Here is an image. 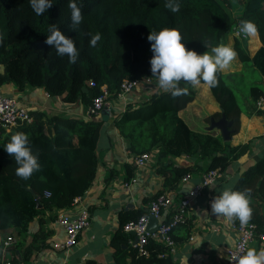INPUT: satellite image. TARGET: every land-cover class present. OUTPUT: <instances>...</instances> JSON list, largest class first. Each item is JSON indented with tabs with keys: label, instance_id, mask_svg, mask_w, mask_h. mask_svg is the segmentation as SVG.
Listing matches in <instances>:
<instances>
[{
	"label": "trees",
	"instance_id": "trees-1",
	"mask_svg": "<svg viewBox=\"0 0 264 264\" xmlns=\"http://www.w3.org/2000/svg\"><path fill=\"white\" fill-rule=\"evenodd\" d=\"M226 1L178 0L180 10L173 13L164 7L166 0H51L52 7L37 15L29 0H0V65L4 66L0 71V87L11 84L18 90L40 89L59 98L64 105L87 107L101 94L102 86H106L114 99L124 80L148 77L156 81L149 63L153 55L147 40L150 32L176 28L186 48L203 54L221 42L228 45L226 38L232 29L242 20L252 21L258 29L259 47L254 53H248L242 42L231 36V47L238 53L236 65L232 63L228 70L220 71L219 85L209 89L220 110L232 122V137L239 132L240 117L247 114L248 108L250 115L262 114L256 103L264 97V0H235L242 7L236 21L227 11ZM70 2L80 7L83 16L75 31L71 28ZM53 24L73 39L79 52L76 63H70L66 55H58L55 47L45 44L50 35L49 26ZM96 33L102 38L92 47L91 36ZM254 70L260 73L261 82L250 83L248 94L240 102L235 93L236 82ZM90 82L95 83L94 88L89 86ZM179 86L187 87L188 95L173 97L164 91L153 94L147 102L128 104L114 123L118 134L128 142L132 155L150 154L155 150L156 171L166 177L164 186L168 190H175L183 177L199 169L198 165L175 166L171 163L173 158L196 156L208 161L206 172L216 169L224 172L249 149V145L230 147L220 135L191 130L179 113L194 101L196 92L184 82ZM30 115L32 123L0 134V232L6 233L15 227L19 236L26 232L29 222L40 221L46 211L69 208L74 198L83 196L95 179L99 163L96 146L101 121L47 117L37 111ZM220 117L221 112L206 120L217 121ZM18 131L29 136V146L41 165V170L28 180L15 175L14 157L4 151L11 135ZM127 170L131 168L127 166ZM245 189L251 193L250 222L255 224L257 232H262L264 153L241 174L234 186V190ZM145 214L144 209L119 214L120 228L110 243L114 264H171L169 259L158 258L165 249L154 241L146 247L147 258L139 257L136 250L127 247L128 240L134 236L125 233L123 226ZM176 227L185 228L182 224ZM40 236L36 234L33 238ZM43 246L42 243L37 248ZM31 248L30 245L27 248L28 256L32 254Z\"/></svg>",
	"mask_w": 264,
	"mask_h": 264
},
{
	"label": "crops",
	"instance_id": "crops-1",
	"mask_svg": "<svg viewBox=\"0 0 264 264\" xmlns=\"http://www.w3.org/2000/svg\"><path fill=\"white\" fill-rule=\"evenodd\" d=\"M0 89L3 94L14 98L18 106L25 108L29 114L37 111L47 117L58 115L64 118L87 119L86 107L64 105L59 98L49 96L43 90L28 88L18 90L11 84H4ZM194 90L196 92L194 101L179 113V117L193 131L220 135L217 130H206L210 126V121H206V125L202 127H195L188 122L192 116L199 118L201 115V110L198 109L199 105L204 106L201 90L206 91L211 100L215 101L206 84L194 87ZM161 91L157 81H153L151 85H142L123 99H111L108 106L103 109L105 112L102 111L98 117L92 119L102 122L96 146L99 163L92 185L82 196L81 205L89 213L90 224L80 235L77 244L69 251L55 249L54 245L66 238L56 218L60 213H67L71 217L77 216L81 205L52 209L46 211L40 221L36 219L29 222L26 232L20 236L15 227L6 233L0 232L2 239L11 236L14 240L12 245L4 249L0 264L6 261H10L11 264H87V262L114 264L110 243L120 228L121 212L137 209H144L147 212L151 198L158 192L172 195L180 201L183 196L201 184L208 161L196 156L182 155L173 158L171 163L181 168L198 165L199 169L189 173L187 181H183L182 178L175 190L165 188L166 177L156 171V158L153 156L155 150L150 153V161L145 166L135 167L132 163L133 155L128 150V142L118 134L114 125L128 104L147 102L153 94ZM203 109L206 113L202 114H206L207 118L221 112L218 104H211ZM262 121L263 116L241 115L239 132L233 135L228 143L230 147L249 145L248 151L234 160L214 184L203 188L200 195L191 200L185 223L182 224L187 229L174 228L171 237L176 241L172 239L174 241L172 248L169 249L161 242L154 241L165 249L163 254L158 255L159 259H169L171 264H179L182 255H189L187 264H225L227 250L234 245L235 233L230 228L231 224H226L222 218L218 219L212 214L211 201L223 186L234 187L241 174L263 155ZM127 166L131 168L130 171L127 170ZM132 179H136V183L124 188L123 183H128ZM36 234H41L40 238L34 239L33 236ZM130 241L132 240H128L127 247L132 249ZM42 243L44 246L37 248ZM29 245L33 248L32 254L28 256ZM249 247H254L257 251L264 250V243L256 241ZM127 259L129 261V258Z\"/></svg>",
	"mask_w": 264,
	"mask_h": 264
},
{
	"label": "clouds",
	"instance_id": "clouds-1",
	"mask_svg": "<svg viewBox=\"0 0 264 264\" xmlns=\"http://www.w3.org/2000/svg\"><path fill=\"white\" fill-rule=\"evenodd\" d=\"M29 2L37 15H43L52 7L51 0H29ZM68 7L71 10V28L75 31L83 20L81 9L75 2H70ZM164 7L175 13L180 10L181 5L178 0H166ZM49 32L45 44L55 47L58 55H66L70 63H76L79 52L73 39L63 34L54 24L49 26ZM237 34L255 37L258 29L254 22L242 20ZM101 38L100 33L92 35L90 46L95 47ZM147 40L151 43L153 53L149 62L152 76L156 78L158 87L164 92H170L173 97L188 95L189 89L181 88L179 86L181 82L192 87H197L202 82L209 89L217 87L218 73L228 70L238 58L236 50L222 42L203 54L189 50L182 42V35L176 28L164 27L159 31H152ZM3 70L4 66L0 65V71ZM4 151L14 157L17 165L15 175L18 178L28 180L41 170L38 155L33 154L26 133L18 131L12 134L10 141L4 146ZM210 207L212 214L218 219L222 218L226 224L238 220L241 228L248 227L253 217L250 190H234L232 185L223 186L219 194L212 199ZM246 234L249 238L252 236L251 232ZM188 257L189 255H182L179 264H187ZM233 261L235 264H264V250L257 251L256 248L249 247L243 254L233 256Z\"/></svg>",
	"mask_w": 264,
	"mask_h": 264
},
{
	"label": "built area",
	"instance_id": "built-area-1",
	"mask_svg": "<svg viewBox=\"0 0 264 264\" xmlns=\"http://www.w3.org/2000/svg\"><path fill=\"white\" fill-rule=\"evenodd\" d=\"M239 24L236 25L231 32V36L242 41L247 38L243 34H237L239 31ZM152 79L143 77L135 80H124L120 85V91L116 98H124L131 94L142 85H151ZM91 88L95 87L94 82H90ZM111 100V94L106 89V86L101 87V94L95 97L91 104L85 109V116L87 119L98 117L100 113L106 108ZM258 111L264 113V97H261L257 103ZM262 121V128L264 130V114ZM33 117L29 112L18 106L16 100L2 93L0 89V134L9 133L12 129L32 123ZM264 135V132H263ZM132 163L135 167L141 168L150 161V154L133 155ZM221 171L211 170L203 175L202 182L199 186L193 188L186 196H183L180 201H177L172 195L161 194L153 199L147 208L145 215L140 216L137 220L129 221L123 226V231L127 234L134 233V239L130 241L132 249L136 250L139 257L147 258L149 251L147 245L152 241H159L167 248L174 246V241L171 238V231L177 225L185 223L188 206L192 199L200 195L203 188L214 184L220 177ZM190 175L183 177V181H187ZM136 179L130 180L128 183H123L124 188H129L131 184H135ZM82 196L73 199L70 207L81 205ZM78 215L75 217L69 216L67 213H60L56 222L65 232V240L54 245L55 249L60 248L65 251L72 249L78 242L80 235L89 227L90 218L87 209L82 205L79 209ZM149 216H153L158 221V227L155 232H148L147 227L149 223ZM254 223L249 224L246 228H241L239 222L232 223L230 228L235 233L234 245L227 250L225 264H235L233 256L243 254L250 245L256 241L264 243V231L257 232ZM251 232L252 236L249 238L246 233ZM14 242L11 236L2 239L0 237V257L5 248H8ZM2 264H11L10 261Z\"/></svg>",
	"mask_w": 264,
	"mask_h": 264
},
{
	"label": "rangeland",
	"instance_id": "rangeland-1",
	"mask_svg": "<svg viewBox=\"0 0 264 264\" xmlns=\"http://www.w3.org/2000/svg\"><path fill=\"white\" fill-rule=\"evenodd\" d=\"M226 8H227V11L229 12V14L231 15V17L236 21V18L240 15V12H241V9H242L241 4H239L235 0H227L226 1ZM229 37L226 38V41L228 42V46H231L232 37H231V35H229ZM241 42H242L243 47L245 48V50L248 53H254L255 50L259 47V41H258L257 35L255 37H247V38L243 39ZM233 63L235 64L236 61H234ZM253 82H256V83H260L261 82V76H260V73L257 70H254L251 73H249L247 75V77H245V75H244L243 77L238 78V80L236 82L235 93H236L237 99L239 101H240V99H242L241 98L242 96L248 94V88H249L248 85L250 83H253ZM201 94H203V97L201 96V99H202V103H203L204 106L202 107V105L201 106L199 105V107H198V109L201 110L200 117L196 118V117L192 116V118L188 119V122L191 125H194L195 127L196 126L197 127H202L203 125H206V121L207 120H205V118H207V117H206V114H202V113H206L203 108H207L211 104H213V105L217 104L215 101L213 102V100H211V98L208 96V93L206 91L204 92V90H201ZM246 112H247L246 115H250V114H248V112H251V109L248 108L246 110ZM263 114L264 113L262 112V114H260V115L262 116ZM252 115L258 116L255 113L251 114L250 116H252Z\"/></svg>",
	"mask_w": 264,
	"mask_h": 264
},
{
	"label": "water",
	"instance_id": "water-1",
	"mask_svg": "<svg viewBox=\"0 0 264 264\" xmlns=\"http://www.w3.org/2000/svg\"><path fill=\"white\" fill-rule=\"evenodd\" d=\"M105 112V111H103ZM232 125L231 121H228L226 118V115L224 114V111L221 110V117L215 121L214 119H210V126L206 129L207 131L217 130L220 133V136L224 142H228L231 139V131L230 126ZM34 199H38V197L34 194V192L31 189H28ZM187 194V192L185 193ZM158 227V221L153 216H149V223L147 230L148 232L152 233L157 230ZM130 235L134 236V233H131Z\"/></svg>",
	"mask_w": 264,
	"mask_h": 264
}]
</instances>
